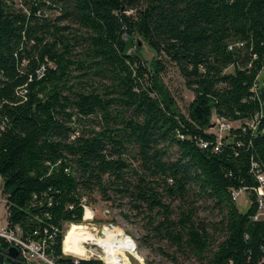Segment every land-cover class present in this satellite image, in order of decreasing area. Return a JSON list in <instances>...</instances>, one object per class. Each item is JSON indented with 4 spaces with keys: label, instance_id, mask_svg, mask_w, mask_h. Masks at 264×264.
Instances as JSON below:
<instances>
[{
    "label": "trees",
    "instance_id": "16d2710c",
    "mask_svg": "<svg viewBox=\"0 0 264 264\" xmlns=\"http://www.w3.org/2000/svg\"><path fill=\"white\" fill-rule=\"evenodd\" d=\"M167 65L193 93L187 115L160 84ZM263 67L264 0H0L7 228L24 240L46 230L57 264H103L62 254L64 224L81 223L98 192L145 215L149 249L151 239L199 264H261L251 165L264 171ZM213 116L232 124L218 151ZM240 188L244 212L231 198Z\"/></svg>",
    "mask_w": 264,
    "mask_h": 264
},
{
    "label": "rangeland",
    "instance_id": "374dc122",
    "mask_svg": "<svg viewBox=\"0 0 264 264\" xmlns=\"http://www.w3.org/2000/svg\"><path fill=\"white\" fill-rule=\"evenodd\" d=\"M142 51L141 57L145 60L146 63L151 64L154 59V54L146 47V45L140 41ZM228 71H231L229 68ZM264 83V67L262 68L261 72L259 73L258 77V84L261 85ZM160 84L164 88V90L168 91L172 98L174 99L178 110L187 115V110L189 103L193 99V93L186 88L184 84V80L179 75L176 68L172 65H167L165 71L160 75ZM214 116L212 117V128L209 129V132L216 133L217 129L214 127ZM233 126H238V124H233ZM227 135V132L221 135V138H224ZM1 178H0V228L5 227L6 223V208H5V200L4 197L1 195ZM168 202V201H166ZM83 204L86 207L84 213V219L82 217V222L79 224L75 223H65L64 224V236L67 229L71 225H81L85 228L92 235L99 236L102 228L109 223L114 224L117 230L123 232L124 234L128 235L132 241L135 243L136 246V257L139 260H142V264H199L193 258H186L182 254L176 253L173 249H169L164 245L156 244L153 240H148V242L152 245L149 249L144 246V235L145 230L144 227L147 223V219L145 215H136L135 211L131 210L130 205L128 204L127 200L115 198L113 201H105L103 200L102 196L98 192H93L91 196L87 197ZM172 207L178 204L177 202L171 203ZM237 208L240 212L246 211L249 202H248V195L247 193H243L236 201ZM199 210V214L201 217L210 218L211 213L207 210H201L202 205L197 203ZM214 216V215H213ZM91 218V219H90ZM63 236V237H64ZM85 242V241H84ZM83 242V243H84ZM89 242V241H87ZM65 243V242H64ZM85 245L86 250L91 249L94 254L99 253L94 246ZM66 244V243H65ZM95 244V243H93ZM69 244H67L68 246ZM70 246V249H69ZM68 251L75 253L74 248L69 245ZM164 249V253H160L158 249ZM78 252V251H76ZM87 254V253H86ZM67 257L75 259L72 254H68ZM108 259V258H107ZM133 264H140L136 259H131Z\"/></svg>",
    "mask_w": 264,
    "mask_h": 264
},
{
    "label": "built area",
    "instance_id": "2783aa9c",
    "mask_svg": "<svg viewBox=\"0 0 264 264\" xmlns=\"http://www.w3.org/2000/svg\"><path fill=\"white\" fill-rule=\"evenodd\" d=\"M39 74V73H38ZM259 85V84H258ZM257 88V85L254 86ZM21 94L25 93V90L20 91ZM257 120V116L250 122H247V125L254 129V122ZM214 127H216V135L217 141L214 147V151H218V147L221 141V135L225 132H228L231 128L232 124L229 123L224 118L214 117ZM201 148H207V142L200 143ZM251 172L254 174L256 181L258 183L257 187L254 189L256 193V201H257V213L254 217L255 220L264 218V171L260 168L257 163H252ZM246 190L244 188H240L237 190L231 191V198L234 202L240 197L241 194L245 193ZM82 208L86 210L85 205H82ZM83 213V216H84ZM91 219V218H90ZM46 237L40 240H24L20 237V230L18 228L8 229L7 226L0 228V238L4 239L9 247H15L18 251L16 257V264H57L53 255L48 252L49 245L47 241H52L53 238L51 235H47V231L44 230ZM98 240H101L102 243L98 244H90L94 246V248L99 251L98 255L94 254L91 249L86 250V255L82 258L73 259L74 263H78L80 260H99L103 264H106L107 260V252L104 250L105 246L115 245L114 251L118 254L115 258L114 264H133L131 259H136L140 264H142V260H139L136 257V246L132 239L124 234L123 232L117 230L114 224L109 223L102 228V231L99 236L94 235ZM106 241V242H104ZM121 243L122 246H116V244ZM87 243L84 244V247ZM88 245V244H87ZM86 249V248H85ZM6 251V250H4ZM64 256H68V254L62 251ZM261 264H264V258L261 261Z\"/></svg>",
    "mask_w": 264,
    "mask_h": 264
},
{
    "label": "bare ground",
    "instance_id": "6f19581e",
    "mask_svg": "<svg viewBox=\"0 0 264 264\" xmlns=\"http://www.w3.org/2000/svg\"><path fill=\"white\" fill-rule=\"evenodd\" d=\"M87 241L92 242L90 244L102 243L101 240H98L94 235H92L88 231H86L83 226L73 224L67 229L65 236H64L63 243L65 242L66 245L67 244L71 245L75 250V253L71 252L69 250L68 254H72L73 257L82 258L86 255V249L84 247V244L85 243L88 244L89 242H87ZM104 242H106V241H104ZM116 246H122V244L118 243V244H116ZM114 247H115V245H109V246L104 247V250L108 254V256H107L108 259L106 260V264H114L115 263V259H116L115 257L118 256V254L114 251ZM69 249H70V246H69ZM76 251H78V252H76Z\"/></svg>",
    "mask_w": 264,
    "mask_h": 264
},
{
    "label": "water",
    "instance_id": "95a60500",
    "mask_svg": "<svg viewBox=\"0 0 264 264\" xmlns=\"http://www.w3.org/2000/svg\"><path fill=\"white\" fill-rule=\"evenodd\" d=\"M141 43L138 42V46H140ZM18 251L15 247H8L6 251H4L0 247V264H16L15 260L17 257Z\"/></svg>",
    "mask_w": 264,
    "mask_h": 264
},
{
    "label": "crops",
    "instance_id": "0c3cea01",
    "mask_svg": "<svg viewBox=\"0 0 264 264\" xmlns=\"http://www.w3.org/2000/svg\"><path fill=\"white\" fill-rule=\"evenodd\" d=\"M5 225H6V223H5Z\"/></svg>",
    "mask_w": 264,
    "mask_h": 264
}]
</instances>
